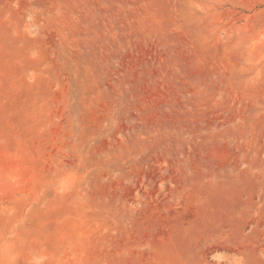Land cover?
Instances as JSON below:
<instances>
[{
	"label": "rangeland",
	"instance_id": "obj_1",
	"mask_svg": "<svg viewBox=\"0 0 264 264\" xmlns=\"http://www.w3.org/2000/svg\"><path fill=\"white\" fill-rule=\"evenodd\" d=\"M0 264H264V0H0Z\"/></svg>",
	"mask_w": 264,
	"mask_h": 264
}]
</instances>
